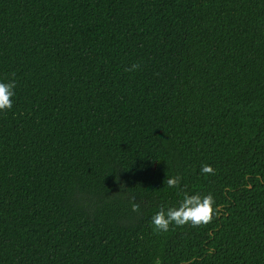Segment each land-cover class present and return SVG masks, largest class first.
I'll list each match as a JSON object with an SVG mask.
<instances>
[{"label":"trees","instance_id":"obj_1","mask_svg":"<svg viewBox=\"0 0 264 264\" xmlns=\"http://www.w3.org/2000/svg\"><path fill=\"white\" fill-rule=\"evenodd\" d=\"M12 73L0 264H264V0H0Z\"/></svg>","mask_w":264,"mask_h":264},{"label":"clouds","instance_id":"obj_2","mask_svg":"<svg viewBox=\"0 0 264 264\" xmlns=\"http://www.w3.org/2000/svg\"><path fill=\"white\" fill-rule=\"evenodd\" d=\"M139 67V64H133L125 71H134ZM11 75V80L7 82L0 81V111H7L13 107L16 82L14 79L15 73ZM200 170L203 174H214L213 168L207 164L202 165ZM180 180L181 177L179 176H167L165 185L169 188L178 187ZM131 208L133 212L140 211V204L135 202V198L132 200ZM215 211V199L211 194L201 196L198 193L195 195L185 193L178 207H169L166 211L161 207L160 211L152 217V225L154 230L159 232H167L173 224L175 226L191 224L195 227L210 222ZM155 264H161L160 260L157 259Z\"/></svg>","mask_w":264,"mask_h":264}]
</instances>
